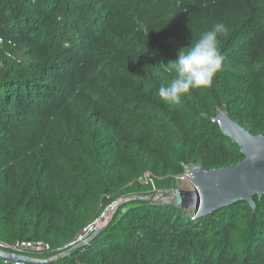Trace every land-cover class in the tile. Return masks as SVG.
<instances>
[{"label":"trees","instance_id":"trees-1","mask_svg":"<svg viewBox=\"0 0 264 264\" xmlns=\"http://www.w3.org/2000/svg\"><path fill=\"white\" fill-rule=\"evenodd\" d=\"M220 22L211 87L164 102L161 63ZM219 111L264 133V0H0V241L51 259L130 198L43 264H264V195L201 217L147 198L244 158Z\"/></svg>","mask_w":264,"mask_h":264},{"label":"water","instance_id":"water-1","mask_svg":"<svg viewBox=\"0 0 264 264\" xmlns=\"http://www.w3.org/2000/svg\"><path fill=\"white\" fill-rule=\"evenodd\" d=\"M223 132L233 143L241 148L244 158L237 163L225 167L208 169L203 164H191V189H181L171 203L184 209H195L197 216H205L219 209L233 205L238 201L249 203L255 210L254 196L264 195V133L253 135L239 122L234 121L224 111H219L215 119ZM166 195H172L167 191ZM116 202L109 207H116ZM107 207L99 217L102 220L109 209ZM113 214L86 238L85 243L91 242L112 219ZM96 224V223H95ZM84 242L60 253L51 259L34 258L30 255L4 251L0 248V257L13 262L50 263L76 251Z\"/></svg>","mask_w":264,"mask_h":264},{"label":"clouds","instance_id":"clouds-1","mask_svg":"<svg viewBox=\"0 0 264 264\" xmlns=\"http://www.w3.org/2000/svg\"><path fill=\"white\" fill-rule=\"evenodd\" d=\"M226 31L224 23H216L203 32L194 43L181 49L177 58L167 64L175 75L170 83H161L159 97L169 104H180L184 95L191 90L211 87L214 77L221 70L223 57L219 49V34Z\"/></svg>","mask_w":264,"mask_h":264},{"label":"built area","instance_id":"built-area-1","mask_svg":"<svg viewBox=\"0 0 264 264\" xmlns=\"http://www.w3.org/2000/svg\"><path fill=\"white\" fill-rule=\"evenodd\" d=\"M191 173L189 167H186L185 174L181 177V180L190 181ZM96 223V224H95ZM100 224V220L97 219L92 225L87 227L81 234H79L74 240L67 244V248H72L78 243L84 242L86 238L95 230L96 225ZM0 248L4 251L15 252L19 254H26V252H46L51 249V245L46 241H17L15 243H6L0 241ZM20 264V262H16Z\"/></svg>","mask_w":264,"mask_h":264},{"label":"rangeland","instance_id":"rangeland-1","mask_svg":"<svg viewBox=\"0 0 264 264\" xmlns=\"http://www.w3.org/2000/svg\"><path fill=\"white\" fill-rule=\"evenodd\" d=\"M183 187H189L192 188V183H188V184H183L182 185ZM183 189V188H182ZM167 191L165 192H162V191H157L155 192L154 194L150 195V196H147V198H151V199H155V200H158L160 202H163V203H171V199L180 192V190L178 191H172V195H166ZM130 198H121L119 199L117 202H116V207L114 208V211H113V215L115 214L116 210L120 207L121 204L127 202ZM108 211V210H107ZM107 213V212H106ZM105 213V214H106ZM109 216H110V211H109ZM101 221V220H100ZM102 222H100L101 224Z\"/></svg>","mask_w":264,"mask_h":264},{"label":"bare ground","instance_id":"bare-ground-1","mask_svg":"<svg viewBox=\"0 0 264 264\" xmlns=\"http://www.w3.org/2000/svg\"><path fill=\"white\" fill-rule=\"evenodd\" d=\"M112 212H113V208H111V210H110V216H111Z\"/></svg>","mask_w":264,"mask_h":264}]
</instances>
